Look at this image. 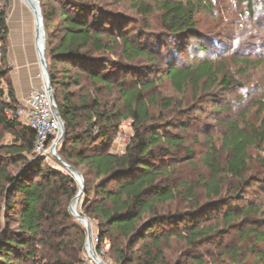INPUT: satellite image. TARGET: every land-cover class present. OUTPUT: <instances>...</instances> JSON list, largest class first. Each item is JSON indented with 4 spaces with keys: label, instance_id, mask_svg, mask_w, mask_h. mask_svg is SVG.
<instances>
[{
    "label": "trees",
    "instance_id": "1",
    "mask_svg": "<svg viewBox=\"0 0 264 264\" xmlns=\"http://www.w3.org/2000/svg\"><path fill=\"white\" fill-rule=\"evenodd\" d=\"M7 1L0 0V129L13 140L2 144L0 131V201L6 216H16V224L0 232V264H87L82 257L86 229L60 208L59 201V194L67 199L76 196V181L59 163L61 168H53L43 157H34V131L5 113L20 106L6 58ZM37 1L50 85L64 123L58 156L83 178L80 215L95 225L97 251L107 247L105 255L115 264H181L165 257L173 240L188 252L184 264H207L198 248L220 241L226 229L256 216L263 218L259 224L264 226V202L231 207L243 201L245 190L257 182L249 176L251 151L263 153L255 162L264 173V118L255 125L243 120L224 123L220 144L208 141L200 159L206 175L196 183L173 175L177 163L193 166L195 154L182 135L170 130H184L179 120L185 115L188 94L193 101L231 87L232 75L223 60L209 57L188 65L163 61L159 58L163 41H148L142 33L130 35L128 18L96 0ZM234 1L246 5L251 18L259 12L254 0ZM131 8L141 17L157 15L170 51H184L188 40L196 38L200 39L197 51L211 53L197 21L200 13L214 14L210 0H131ZM133 62L164 64L156 73L159 78L151 80L131 67ZM235 64L242 69L251 66L248 59ZM132 70L139 72L132 83L120 81ZM82 78L88 79L92 91L77 97L70 88L81 89ZM163 80L178 98L147 95ZM102 90L108 95L116 91L118 104L103 101ZM125 120L132 122L133 136L122 154L113 153L112 138ZM178 153L183 157L176 161ZM203 199L207 202L201 205ZM182 204L185 207L180 209ZM223 207L228 209L211 221L210 212ZM243 235L264 243V231L256 227L248 226ZM256 254L264 264V253ZM219 255L224 264L245 262L237 247Z\"/></svg>",
    "mask_w": 264,
    "mask_h": 264
},
{
    "label": "rangeland",
    "instance_id": "2",
    "mask_svg": "<svg viewBox=\"0 0 264 264\" xmlns=\"http://www.w3.org/2000/svg\"><path fill=\"white\" fill-rule=\"evenodd\" d=\"M210 1L215 5L214 14L212 15L205 12L200 13L197 17L200 31L204 36L208 37L207 40L209 39L211 53L205 55L197 51L196 48L200 39L196 38L188 40V48L186 50L170 51L171 44L170 42H165L163 38L165 32L159 26L157 15L154 14L151 17L138 16L131 8V0H96L97 4L107 10L122 14L128 18L130 25L126 27V31H128L130 35H139L142 33L143 38H149H147L148 41L154 43H158L157 41L159 40L161 42L163 41L161 56H159L163 61L168 59L169 61L172 60L171 62H177L180 65H188L190 62L197 63L198 61L196 59L199 60L213 57L216 62L223 60L226 63L228 71L232 75L233 83L231 87L226 90L216 89L213 93L204 94L193 101H191V95L188 94L187 106L184 108L185 115L179 120L183 121L182 123L185 124L184 130H170L173 134L179 133L182 135L185 140V145L190 146L195 154L193 166L185 163H177L173 175L179 181L187 180L192 181L193 183H196L198 179L206 175V171L204 170L200 159L207 149L208 141L211 140V142L216 145L220 144L221 135L224 131V123L243 120L250 125H255L258 124L259 119L264 118V6H262L264 5V0H254L258 5L257 11H259L254 18H251V15L245 7L246 5L238 6L234 0ZM16 3L22 5V7L29 12L30 19L26 20H29L31 32L35 35V18L31 8L23 0L7 1L6 23L9 22L8 33H12L13 31L11 26L12 22H23L21 17L18 20H15L17 13ZM23 27L25 29L26 26ZM53 34L55 35L56 32ZM241 59H248V61L251 62V66L242 69V67L235 64ZM261 61H263L262 65ZM163 64L133 62L131 64L133 66L131 67L141 69L143 76L147 75L149 79L156 80L160 76L156 73L163 69ZM136 74H139V72L135 70H132L130 74L124 73L122 74L120 81L126 80L132 83L137 78L135 76ZM81 85V89L78 90L71 87L70 91L74 92L77 97L91 93L92 89L87 78L81 79ZM155 93H159L163 97L178 98L166 80L158 83L155 89L148 92L147 95L149 96ZM100 98L110 105L118 104L116 91L113 92L112 95H108L105 90H102ZM54 102L56 105L55 100ZM0 131L3 133L2 144H10L13 140L12 136L8 133H4L1 129ZM132 136V122L130 120L121 122L118 132L112 138L110 151L122 154ZM56 141L57 139L52 138L48 147H51ZM60 145L61 143L57 147V154ZM250 154L252 156V161L249 166V176L256 178L257 182L253 183L252 187L245 190L246 196L243 201L231 204V207L233 208L236 207L240 209L249 205L260 206L264 202V182H262L264 179V173L255 162L256 156H262L263 153L253 150ZM41 157H43L46 163L51 167H60L52 154ZM181 157H183V154L181 153L174 156L176 161ZM10 169L13 170L14 168L11 167ZM73 199L74 197L67 199L65 196L59 194L60 208L62 210L67 209L69 212V206ZM83 201L84 198L82 194L77 202L72 203L73 208L76 207L79 214L81 212ZM206 202L207 200L203 199L201 205ZM180 207V209H183L185 205L182 204ZM227 209L228 207H223L218 211L210 212V215L213 217L211 221L218 218L221 213ZM5 212V208L0 201V232H2L7 225H9V227H14L16 224V216H6ZM87 220L89 223L91 245V243H93L92 237L97 236V233L94 223L89 219ZM262 221L263 218L256 216L252 218L251 222L245 224L238 223L235 228L231 230L226 229V232L220 241L215 244L202 246L201 248H198L197 252H200V257H202L204 261H208L207 264H224V262H221L222 260L218 261L220 259L219 253L226 249L237 247L242 253L241 258L245 259L244 264H262L257 260L256 253L258 251L264 253V243L257 244L253 238H246L243 235L248 226L256 227L260 231H264V226L259 224ZM181 227L182 226H180V228ZM82 228L85 229L83 226ZM71 233L73 234V232ZM85 234L87 236V232ZM106 249L107 247L102 255L97 253L96 249L94 252L96 256L98 255L101 258L104 264H115L112 259L105 255ZM185 250L186 248L183 244L172 240L165 251V257L172 263L179 261L181 264H184L187 261L185 253H188L187 251L185 252ZM252 250H254V252H252ZM87 253L90 256V251L86 250V246L84 245V253L82 257L87 264H90V259Z\"/></svg>",
    "mask_w": 264,
    "mask_h": 264
},
{
    "label": "crops",
    "instance_id": "3",
    "mask_svg": "<svg viewBox=\"0 0 264 264\" xmlns=\"http://www.w3.org/2000/svg\"><path fill=\"white\" fill-rule=\"evenodd\" d=\"M16 4L15 20L21 17L23 22L18 21L11 24L13 31L8 33L6 58L16 101L22 104L29 92L40 86L41 66L36 50L35 35L31 32L29 20H26L30 19L29 12L19 3ZM7 26L9 28V22ZM23 26H26L25 29Z\"/></svg>",
    "mask_w": 264,
    "mask_h": 264
},
{
    "label": "built area",
    "instance_id": "4",
    "mask_svg": "<svg viewBox=\"0 0 264 264\" xmlns=\"http://www.w3.org/2000/svg\"><path fill=\"white\" fill-rule=\"evenodd\" d=\"M40 81V86L29 92L23 103L20 104L15 112L11 110L5 112L8 119L17 117L26 127L34 131L36 135L34 157L37 158L52 154V146L48 147L46 142L52 138L58 139L61 133L60 121L56 115L54 103L48 93L47 84L46 81L43 80L42 75H40ZM92 239L93 243H91L90 246L96 256L94 250H97L99 240L97 236L92 237ZM97 253L102 255L103 250L100 249ZM88 257L90 259V264H104L98 255L96 259L91 258L89 255Z\"/></svg>",
    "mask_w": 264,
    "mask_h": 264
},
{
    "label": "water",
    "instance_id": "5",
    "mask_svg": "<svg viewBox=\"0 0 264 264\" xmlns=\"http://www.w3.org/2000/svg\"><path fill=\"white\" fill-rule=\"evenodd\" d=\"M23 1H27L28 3L33 5L37 15L39 16L37 26L39 28H43V23H42L43 18H42L39 2L37 0H23ZM36 50H37V54H38L39 63L41 66V71H43V73L45 75L47 90H48L50 97L52 98L53 103H54V106L56 109V115L60 121V127H61L60 136L57 139V141L55 143H53L52 148H51L52 149V155L56 159V161L66 169V171H68L71 175H73V178L76 181L77 186H79L81 188V190L78 191V193L74 197V199H76V197L78 195H80L81 193L82 194L84 193V181H83L82 176L76 170H74L71 166H69L67 163H65L62 159H60V157L57 154V151H56L57 147L61 143L62 138L64 137V123L61 121V119L59 117V114H58V111H57V108H56V105H55V102L53 99L52 89H51L50 80H49L48 66H47L46 57L44 54V45H43V47H39V48L37 47ZM69 212L86 229L87 236H86L85 246L86 247L89 246L90 245V233H89L88 220L85 217H83L82 215H80L79 213H77L75 210H73L71 205L69 206ZM93 258L96 259V256L94 255V253H93Z\"/></svg>",
    "mask_w": 264,
    "mask_h": 264
},
{
    "label": "bare ground",
    "instance_id": "6",
    "mask_svg": "<svg viewBox=\"0 0 264 264\" xmlns=\"http://www.w3.org/2000/svg\"><path fill=\"white\" fill-rule=\"evenodd\" d=\"M24 2H26V3L30 6L32 12L34 13V18H35V28H36V31H35V42H36V47H38V48H39V47H43V45H45L44 31H43V28H39V27L37 26L39 16L37 15V13H36V11H35V8L33 7L32 4L28 3L27 1H24ZM41 75H42L43 80L46 81V79H45V75H44L43 71H41ZM60 128H61V127H60ZM51 153H52V150H51ZM72 176H73V175H72ZM80 190H81V188L78 186V191H80ZM77 193H78V192H77ZM81 195H82V193H81L80 195H78V196L76 197V199L72 200V202H71V207H72V209L75 210L76 212H77L76 207L73 208L72 203H73V202H77L78 198H79ZM77 213H78V212H77ZM86 250H89V251H90V257L93 258V250H92V248H91L90 245L86 247Z\"/></svg>",
    "mask_w": 264,
    "mask_h": 264
}]
</instances>
